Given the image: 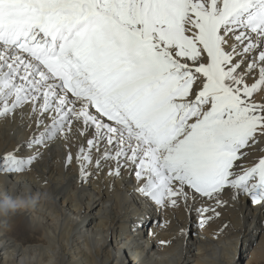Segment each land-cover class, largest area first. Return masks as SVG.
<instances>
[{"label": "snow or ice", "instance_id": "obj_1", "mask_svg": "<svg viewBox=\"0 0 264 264\" xmlns=\"http://www.w3.org/2000/svg\"><path fill=\"white\" fill-rule=\"evenodd\" d=\"M24 107L0 172L59 139L81 183L113 161L157 211L264 214V0H0V117Z\"/></svg>", "mask_w": 264, "mask_h": 264}, {"label": "bare ground", "instance_id": "obj_2", "mask_svg": "<svg viewBox=\"0 0 264 264\" xmlns=\"http://www.w3.org/2000/svg\"><path fill=\"white\" fill-rule=\"evenodd\" d=\"M29 111L0 117V154L29 136ZM64 143L56 140L21 173L0 172V198L41 194L34 206L0 217V264H264V214L256 206L219 208L221 216L201 227L195 208L157 211L146 203L132 191L137 181L127 169L108 175L113 161L81 183L75 160L65 165L78 144ZM262 154L252 151L246 163Z\"/></svg>", "mask_w": 264, "mask_h": 264}, {"label": "clouds", "instance_id": "obj_3", "mask_svg": "<svg viewBox=\"0 0 264 264\" xmlns=\"http://www.w3.org/2000/svg\"><path fill=\"white\" fill-rule=\"evenodd\" d=\"M41 194L25 192L16 196L4 195L0 198V217H7L17 209L34 206Z\"/></svg>", "mask_w": 264, "mask_h": 264}, {"label": "rangeland", "instance_id": "obj_4", "mask_svg": "<svg viewBox=\"0 0 264 264\" xmlns=\"http://www.w3.org/2000/svg\"><path fill=\"white\" fill-rule=\"evenodd\" d=\"M145 223V222H144ZM226 235H227V237L228 238H225V236H224V238H222V240H223V243H224V246L225 245H228V244H230L231 242H230V240H231V234L229 233V232H227L226 233ZM260 238H261V236H259L257 239H256V241L249 247V251L253 248V246H255L259 241H260ZM131 264H132V262H131Z\"/></svg>", "mask_w": 264, "mask_h": 264}]
</instances>
